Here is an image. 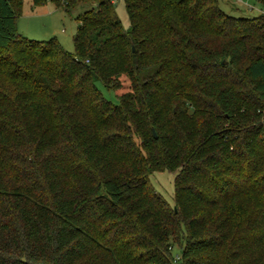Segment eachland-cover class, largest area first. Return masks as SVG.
<instances>
[{"label": "trees", "instance_id": "obj_1", "mask_svg": "<svg viewBox=\"0 0 264 264\" xmlns=\"http://www.w3.org/2000/svg\"><path fill=\"white\" fill-rule=\"evenodd\" d=\"M22 1L0 0V264H264V15L123 0L124 32L112 0H50L88 7L70 55L16 33Z\"/></svg>", "mask_w": 264, "mask_h": 264}, {"label": "rangeland", "instance_id": "obj_2", "mask_svg": "<svg viewBox=\"0 0 264 264\" xmlns=\"http://www.w3.org/2000/svg\"><path fill=\"white\" fill-rule=\"evenodd\" d=\"M114 11L123 31L129 27L123 0H112ZM220 10L233 18H254L264 15V0H218ZM86 5H78L71 15L55 9L50 0L44 5L34 6L32 0H23L15 18L16 33L22 38L34 42H46L54 39L65 52L74 54L72 37L78 23L76 15L87 10ZM44 12V13H43ZM116 89L105 90L97 85L101 95L114 104L118 98L128 93L130 83L126 76L117 78ZM148 180L155 194L161 196L169 206L174 202V174L169 172H151ZM174 252V249L172 250Z\"/></svg>", "mask_w": 264, "mask_h": 264}, {"label": "water", "instance_id": "obj_3", "mask_svg": "<svg viewBox=\"0 0 264 264\" xmlns=\"http://www.w3.org/2000/svg\"><path fill=\"white\" fill-rule=\"evenodd\" d=\"M132 51H133V49H132ZM152 134H153V136H154V138H155V134H154V132L152 131Z\"/></svg>", "mask_w": 264, "mask_h": 264}, {"label": "crops", "instance_id": "obj_4", "mask_svg": "<svg viewBox=\"0 0 264 264\" xmlns=\"http://www.w3.org/2000/svg\"><path fill=\"white\" fill-rule=\"evenodd\" d=\"M44 13V12H43Z\"/></svg>", "mask_w": 264, "mask_h": 264}]
</instances>
